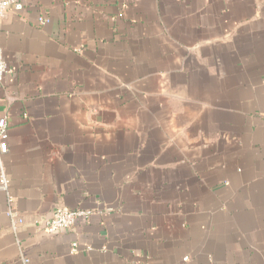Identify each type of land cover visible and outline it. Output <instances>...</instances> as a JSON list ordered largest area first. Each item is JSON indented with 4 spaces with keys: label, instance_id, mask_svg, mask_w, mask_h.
Here are the masks:
<instances>
[{
    "label": "crops",
    "instance_id": "1",
    "mask_svg": "<svg viewBox=\"0 0 264 264\" xmlns=\"http://www.w3.org/2000/svg\"><path fill=\"white\" fill-rule=\"evenodd\" d=\"M22 2L0 19L24 219L0 191V264H264V0ZM55 207L93 214L33 226Z\"/></svg>",
    "mask_w": 264,
    "mask_h": 264
},
{
    "label": "built area",
    "instance_id": "2",
    "mask_svg": "<svg viewBox=\"0 0 264 264\" xmlns=\"http://www.w3.org/2000/svg\"><path fill=\"white\" fill-rule=\"evenodd\" d=\"M24 8L22 0H0V19H2L9 11H21ZM49 19L44 15H38L36 17V23L38 25H44L48 23ZM7 71V65L3 59V52L0 46V82ZM7 128L8 123L5 116L0 117V191H3L7 199V215L10 219L11 228L16 230L17 227L23 223L24 219L17 214L14 197L9 191L10 178L7 174L4 164V155L8 152L7 145ZM93 214V210L84 208H66L55 207L52 210L51 216L48 218H40L33 222V226L41 229L48 234L54 235L61 230L73 229L77 219L87 220ZM78 243L73 241L70 245V253L78 252ZM23 264H27L29 260L23 255H20ZM186 259V257H185Z\"/></svg>",
    "mask_w": 264,
    "mask_h": 264
}]
</instances>
